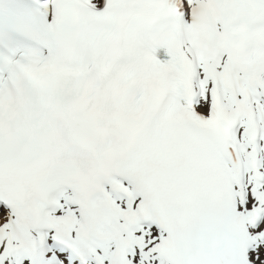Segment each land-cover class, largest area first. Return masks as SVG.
<instances>
[{"label": "snow or ice", "instance_id": "obj_1", "mask_svg": "<svg viewBox=\"0 0 264 264\" xmlns=\"http://www.w3.org/2000/svg\"><path fill=\"white\" fill-rule=\"evenodd\" d=\"M0 264H264V0H0Z\"/></svg>", "mask_w": 264, "mask_h": 264}]
</instances>
